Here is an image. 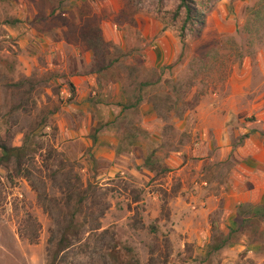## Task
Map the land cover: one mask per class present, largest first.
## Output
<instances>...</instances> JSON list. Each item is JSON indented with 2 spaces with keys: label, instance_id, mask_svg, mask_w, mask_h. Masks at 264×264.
<instances>
[{
  "label": "rangeland",
  "instance_id": "obj_1",
  "mask_svg": "<svg viewBox=\"0 0 264 264\" xmlns=\"http://www.w3.org/2000/svg\"><path fill=\"white\" fill-rule=\"evenodd\" d=\"M195 2L206 26H190L184 44L180 0H0V159L4 146L27 149L21 168L15 157L0 161V264H264V221L249 213L257 205L240 209L229 196L236 186L261 183L260 165L252 161L249 174L221 147L216 155L194 153L201 130L217 123L213 105H246L237 113L245 121L231 128L234 150L251 135L240 128L256 121L247 116L253 89L231 101L238 90L228 84H238L247 62L264 80V0ZM93 20L107 44L101 55L93 51L91 68L112 62L103 79H122L131 95L140 81L153 83L145 88L151 113L169 123L161 137L148 136L153 163L137 164V171L124 141L115 170L114 163L87 159L91 148L62 136L69 125L59 121L71 97L63 93L66 71L46 60L48 40L65 38L70 45L62 54L77 62L76 46L90 50L81 29ZM161 47L183 52L182 59L163 70L147 68L149 51ZM34 55L39 65L29 71V61L28 73L21 71V58ZM131 114L117 125L124 134L139 123V114ZM174 117L181 118V132ZM174 145L187 165L181 173L167 167ZM227 237L226 248L207 254Z\"/></svg>",
  "mask_w": 264,
  "mask_h": 264
},
{
  "label": "crops",
  "instance_id": "obj_2",
  "mask_svg": "<svg viewBox=\"0 0 264 264\" xmlns=\"http://www.w3.org/2000/svg\"><path fill=\"white\" fill-rule=\"evenodd\" d=\"M37 41H40V39ZM37 41H35L34 44H36ZM48 41L49 45L52 47H50V52L46 55V60L47 62H51V67L66 71L67 77L65 78H67V84L65 85L66 89L63 90V93H66L65 98L68 99L71 97V99L66 101L63 105V111L67 112V120L64 115L61 118V122L59 121V123L69 125H67V131H65V129L63 130L62 136L68 135V140H74L75 142L80 141L87 148H91L93 155H86L85 157L87 159L89 157V159L94 158L99 161L110 162L111 164L114 163V166L109 165L115 170L121 167L119 161H121L120 159L123 155H119L118 150L124 141L128 150V152L125 153L127 159L131 160V164L134 165V170L137 171V164L145 165L146 161L149 160L150 146L147 140L148 136L152 134L153 136L161 137L165 132L164 127H167L169 123H165L155 112L151 113L152 106L150 105L148 96L145 95L146 92L143 89L140 91V85H132L135 89L133 88L134 90L131 95L127 92L129 85H126L122 79L117 78L109 81L103 79L102 73L109 68L102 71L98 68L92 69L91 67L95 55L91 49V51H87L80 46H76L74 48L75 53L73 57L77 58L78 61L69 64L67 54H62L63 49L65 51L66 45H70L68 41L65 38H61L58 41L53 39ZM160 44L162 45L163 42ZM55 50H57L58 53H56ZM81 51H85L83 55L80 54ZM179 53L180 51L176 54H168L162 47L159 51L152 49L149 51V57L146 59L145 65L147 68L160 70L163 65L170 64L172 60L176 59ZM263 55L264 52H262V57H260V67L264 73ZM56 56L59 59H55L54 57ZM21 61L23 63L20 64V70L25 73H28L29 69H26V63L29 64V61L32 63L29 71L35 69L33 66L39 65V58L37 55H34L32 58L23 57ZM237 81L238 84L234 82V80L228 84L230 86L231 83V86L238 90L235 92L236 95L230 93L229 100L233 101L235 97L238 99L242 92H251V89H253L254 93V99L247 109V116L250 117L252 114H255L256 121L248 123L249 128H240V133L243 135L251 133L246 139V144L234 150L231 133V128H234V125H239L240 122L245 121L241 119L240 115L237 113L246 105H231L226 102L227 106H224L220 110L219 107H215L216 105L212 106L211 112L213 113V117L217 120V123L215 125L209 124L205 130H201L199 147L202 150H199V148L194 151V153H199L201 151L207 156H211L214 153L216 155L219 150L223 155H230L232 153L236 164L243 167L241 170L249 174L254 173L252 166L255 163H252V161H255L260 165L257 171L260 172L264 178V139L261 133L264 131V80L262 82L257 80L250 67V63L247 62L245 63L244 69L238 71ZM142 82L147 83L149 81L145 80L139 83ZM70 83L75 87V95L72 94L71 88H69ZM137 84L138 82L136 85ZM73 96H75V98H73ZM131 102L134 103L135 106L127 109L126 106L130 105ZM131 113L139 114L140 120L139 123L136 124V127H133V131L130 130V133L124 134L118 129L117 125L125 116L130 117L132 115ZM172 125L175 128L177 127V130L181 132V118L174 117ZM75 126L77 127L76 129L74 128ZM94 127L96 128L94 129ZM65 133H67V135ZM236 133L238 136L240 135L238 131H236ZM218 147H221V149L218 150ZM137 151L141 152V156H138ZM83 154H81V156ZM243 155H246V158L250 157L246 159L242 157ZM206 160L216 161L215 157ZM242 160L247 162L250 168H245V162L243 161L242 163ZM167 163L169 169L181 167L182 169H179L180 173L187 167V165L182 166L184 157L180 146H173ZM251 181L252 180H248V183H251ZM253 183V185L251 183L248 186L245 183V186L240 188L236 186L235 193L229 195L231 199L232 197L235 198V205L244 203H252L255 205L264 204V179L261 183L258 181H254ZM205 185L208 186V182H205Z\"/></svg>",
  "mask_w": 264,
  "mask_h": 264
},
{
  "label": "trees",
  "instance_id": "obj_3",
  "mask_svg": "<svg viewBox=\"0 0 264 264\" xmlns=\"http://www.w3.org/2000/svg\"><path fill=\"white\" fill-rule=\"evenodd\" d=\"M177 19L178 21H181V39L182 42L185 44L186 42V31L188 28L194 27L197 28L199 26L205 27L206 26V19H205V14L201 10V8L197 5L195 0H180V5H179V11L177 12ZM81 36L84 41L88 42V46L92 51L95 52V54L101 55L100 53V45L101 44H107V41L105 40L103 30L101 27H99L96 22L93 20L89 24H85L82 29H81ZM183 57V52H180L177 56V58L168 66L165 67H172L177 64ZM112 66V62L105 64V65H100L98 66V69L100 71L104 69H108ZM162 68V70L164 69ZM140 85V91L142 89L145 91V88L150 87L153 85L151 82L147 83H139ZM70 88L71 92L73 95H75V87L72 83H70ZM139 100V98H138ZM135 104L131 102L130 105H127L126 108H131L134 107ZM26 145L22 147H3V157L0 159L1 163H7L12 160V158H16L18 162V167H22V163L24 158L26 157ZM152 161V162H151ZM149 163H153V160L149 158V160L146 161L145 165H148ZM165 172H170L171 170H164ZM246 207L245 204L240 205V209H244ZM247 213V212H245ZM249 213L251 214L252 218L253 217H260L262 221H264V204L257 205V206H250ZM242 215V213L239 212V215ZM240 215V216H241ZM252 218H249L252 219ZM246 221V220H245ZM242 227V225H241ZM234 230H231V234ZM231 237V236H230ZM230 242V238H224L220 242H216L213 244H210L208 246V255H213L217 252H220L224 248L227 247L228 243Z\"/></svg>",
  "mask_w": 264,
  "mask_h": 264
}]
</instances>
